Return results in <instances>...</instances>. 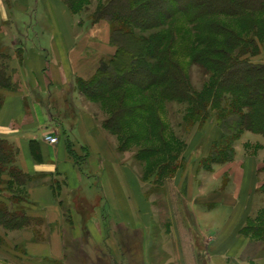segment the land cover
<instances>
[{"label":"crops","instance_id":"0c3cea01","mask_svg":"<svg viewBox=\"0 0 264 264\" xmlns=\"http://www.w3.org/2000/svg\"><path fill=\"white\" fill-rule=\"evenodd\" d=\"M15 6L21 14L32 13L34 17L31 16L24 27L27 36L23 63L13 59L10 64L17 73L20 89L9 93L0 108V137L11 139L17 145L19 167L26 175L36 178L29 185L27 216L44 220L49 229L42 231L44 240H36L30 230L22 231L14 245H22L24 251L13 257L16 262L13 264H101L100 261L108 264L94 254V248L106 245L116 255L120 248L124 251L130 237L134 236L140 237L147 253L155 220L153 204L132 167L118 162L113 143L99 125L98 115L93 109L83 110L87 107L83 104L92 108L95 104L83 103L84 99L77 96L79 81L92 79L101 62L117 53L111 43L110 23L104 20L77 23L62 0H16ZM16 23L13 25L21 39L25 32L23 34ZM19 44V41L12 42V54L18 52L13 47ZM67 93L69 98L64 97ZM56 95L59 100L53 99ZM45 96L50 100L48 104L43 99ZM54 100L62 103V122L53 118ZM55 123L58 127L61 123L68 125L64 135L70 136L73 153L79 159L84 156L80 165L75 163ZM203 134L200 139L196 138L198 147L193 146L191 152L202 146L201 152L205 154L208 145L220 142L222 137L221 130L214 124ZM49 135L57 137L58 143L47 141ZM203 138L205 140L198 144ZM260 159L258 155L243 156L238 152L234 161L217 165L213 173L216 181L229 176L227 188L211 191L204 185L207 200L215 207L205 213L208 231L198 228L205 246L206 264L247 263L242 260L243 255L253 242L242 229L252 218L259 189L264 185V164ZM58 181L63 185L61 195L52 186ZM92 181L99 182L103 206L96 199L88 201L96 206L92 217L86 221L88 235L85 236L83 220L68 204L73 201L74 193L89 190ZM68 198L72 200L67 201ZM180 232L171 226L162 232L165 238L156 239L159 263L180 264L183 234L184 250L192 256L193 235L196 234L189 229H184L182 235ZM130 246H126L128 250ZM258 260L255 264L264 262V258ZM187 264L201 263L195 258Z\"/></svg>","mask_w":264,"mask_h":264},{"label":"rangeland","instance_id":"374dc122","mask_svg":"<svg viewBox=\"0 0 264 264\" xmlns=\"http://www.w3.org/2000/svg\"><path fill=\"white\" fill-rule=\"evenodd\" d=\"M107 2L109 0H80V5H83L84 10L78 15H74L76 22H92V19L98 16L96 13ZM15 3L16 0H0V55H2L0 66L7 67L9 76L8 83L0 82V108L9 93L20 89V81L18 80L17 73L11 69L10 64L13 59L20 62V64L23 63V56L25 55L26 49L24 42L27 36L24 27L27 22L29 24L30 17H34L32 13L27 14V12H24L21 14L16 8ZM169 5L172 6V4ZM114 6H109L106 11L113 10ZM42 11L43 8L40 12L42 13ZM213 11L210 8L203 7L190 12V14H179L170 20L164 28L151 30L146 32V34L144 33L147 36L167 35L168 33L164 51L172 57L171 60L176 66L174 75L178 77L177 80H184V84L188 89L187 92L190 93V97L193 96V103L190 101L189 104V101H179L177 99H174L175 101H162L163 87L161 89L157 87L150 90L151 94H149L151 96L154 93L156 94V99L153 104L154 111L150 114L151 123H138L139 126H136L133 130L126 129L122 132H114L112 127H109L112 130L109 131L103 126H105V121L114 111L120 109V104H116L114 110H106L103 101L90 100L81 92L80 84L78 83L76 86L78 98L81 96L84 99L82 102L88 101L95 104L93 108L89 104H83L84 107L85 105L87 106L83 110L90 112L93 109L98 115L99 125L107 133L111 143H113L115 153L119 159L118 162L128 164L132 167L144 187L148 200L153 204L155 213L148 252L145 253L143 250V243L140 237L136 238L135 236L130 237L131 241L129 244H131V249H127L128 244L126 245L127 247L125 246L123 248L124 251L121 248L119 251L117 250L116 255L112 254L106 245L94 248V254L96 253L103 258L108 264H162L158 262L160 254L157 249V243L159 242L156 239L165 238L162 232L167 231L171 226L175 230H180L181 235L184 229H189L193 231V234H196L193 235L192 243L194 249L192 256L184 250L186 249L183 247L185 243L182 241L185 242V238L184 234L182 235V241H180L181 245L179 247V249H182L180 252V264H187V261L190 259L194 260L195 258L201 264L207 263L206 257L203 255L205 246L202 237L198 234V228L208 231V221H205L204 218L205 213L213 211L215 207L207 200L209 198H207V190L204 185H207V188H210L211 191H215L218 188L224 190L229 186L230 180L228 175L222 177L220 181H216L213 178V173L215 174L217 165L211 163L209 157L213 145L219 142L209 144L208 151L205 154L201 152L202 146L199 150H196V148V151L191 152V148L197 145L196 138L200 139L201 136H204L205 134L203 133L209 126L214 124L220 129L217 122L218 110H213L210 106L209 108H205V104L203 103L204 106L202 104L197 107L199 109L198 117L193 118V116L191 118L192 107L194 108L195 105L193 106V104H195V101H198L197 99L206 93V99H212V102L206 100V104L213 103L214 97H211L210 91L212 90H210V86L213 84L215 72L217 71L221 74L224 67L229 65V59H227L229 55L238 59L242 51L244 55H241V59H238L240 62L246 61L254 65L264 66V14L244 12L239 16H233L230 13L220 16L213 13ZM35 20H38L37 17H35ZM15 21H17L16 24L21 29V32L23 34L25 32V37L23 36L21 39L13 25ZM254 33L257 34V37L254 36L253 38L252 34ZM247 35L252 36L253 44L248 45L246 43L250 40ZM18 41L20 44L13 47L15 52L18 50L16 54H12L11 51L7 54L3 52L5 47L12 49V42ZM230 45H236L238 48L234 49ZM35 92L37 91L35 90ZM137 93L139 94L138 91ZM69 95L67 93L64 97L69 98ZM120 95L121 92H116L109 99L117 103L121 99ZM57 98L58 96L53 99ZM43 99L45 102L47 101V104L50 101L47 96L43 97ZM57 100H54L53 104L56 102V106L52 104L51 110L53 112V118L62 122V103ZM143 102L145 101L132 99L131 101H126L125 106L135 107L134 105ZM60 126L58 127L56 124L55 128L58 129L60 136L63 135L64 139V133H67L68 125L61 123ZM221 132L223 137V131L221 130ZM249 133L245 132L234 144L235 158L238 152L243 156L258 155L264 164V137L258 135L259 139L257 138V134ZM247 134L250 136H247ZM130 135L136 136L125 144L126 138ZM2 139L14 145L18 150L17 145L11 139ZM160 140L165 142L168 147L167 150H170V155L173 157V164L176 167L173 175H168L166 172H163L162 176L157 177V173L154 171L156 169L151 168L153 163H155L156 167L158 166L155 161L157 160L156 157L149 158V160L145 161L137 159V153L142 149H152L154 147L158 148L157 150L159 151L161 148ZM204 140L205 138L199 141L198 144ZM82 158L80 157L81 162ZM11 159L10 157V161ZM12 162L13 165L16 163L13 160ZM18 166L14 165L12 167L15 169ZM209 176L211 177L210 180L205 179V177ZM88 189L74 193L73 201H71V198L67 199V201H71L68 207L73 208V211L80 215L81 220L83 218L85 220L91 218V214L94 213L96 203H88L89 200L93 201L96 199L98 204L100 203L99 205L103 206V193L100 189L99 182L92 181V186ZM28 191L29 187L15 182L10 173L6 172L2 175L0 179V201L5 203L11 212L16 213L23 212L24 209L27 210ZM69 208L68 211L70 213ZM3 223L0 220V264H13L16 263L13 257L18 256L17 253L21 254L24 251L22 245L17 246L14 243L18 235L28 229H24L25 227L21 225L12 227V225H4ZM263 225L264 190L259 193V198L256 199L254 204V213L252 218L248 220L246 226L252 227L253 229L255 227L261 229ZM38 227L39 225L34 228L37 229ZM48 229L47 224H43L40 227L41 231H47ZM251 241L253 243H251L243 255L242 260L247 262L245 264H255V262L259 261L258 259L264 258V236L262 240L257 241L251 239ZM119 247H121V244H119ZM117 260L121 262H116ZM167 262H164V264Z\"/></svg>","mask_w":264,"mask_h":264},{"label":"trees","instance_id":"16d2710c","mask_svg":"<svg viewBox=\"0 0 264 264\" xmlns=\"http://www.w3.org/2000/svg\"><path fill=\"white\" fill-rule=\"evenodd\" d=\"M62 1L73 15H78L84 10L83 5H80V0ZM111 5L116 7L114 6L111 11H106ZM203 7L214 10L213 13L220 16L227 13L239 16L244 12L264 14V0H109L96 13L98 16L92 19L93 23L102 20L110 23L111 43L117 48V53L112 58L101 62L97 74L92 79L79 81V84L81 92L86 97L93 101H103L106 110H114L115 105L120 104V109L114 111L105 121L104 125L107 128L103 127L106 130L112 131L109 128L112 127L114 132H122L126 129L133 130L140 123L150 124V114L154 111L153 104L156 94L154 93L152 96L149 94H151L150 90L157 87L160 89L163 87L162 101L177 99L189 101V104L190 101L193 103V96L190 97V93L187 92L184 80H177L178 77L174 75L176 66L171 60L172 57L164 51L168 33L158 36L145 34L151 30L164 28L170 20L179 14H190V12ZM252 35L253 38L257 37L256 33ZM247 36L250 40L246 43L253 44L252 36ZM239 43L237 44L239 45ZM230 46L234 49L238 48L236 45ZM3 50L6 54L11 51L7 47ZM241 55H244L242 51L239 56L241 57ZM1 56L0 59H2ZM240 57L238 59H241ZM227 59H229V65L224 67L221 74L215 72L213 84L210 86L211 97H214L213 103L206 104V100H212L206 99L207 93L198 99L194 96L198 101H195L193 104L195 106L191 111V118L193 116V118H197L199 115L197 107L203 103L205 108L210 106L213 110H218L217 122L223 131V137L218 144L213 145L209 157L211 163L216 165L234 161V144L245 132L264 137V66L246 61L240 62L230 55ZM8 81L7 67L0 66V82L8 83ZM116 92H121V99L117 103L109 99ZM132 99L145 102L138 105L133 104L135 107L125 106V102ZM64 136L71 156L75 163L80 165V159L72 151L73 143L70 136L66 134ZM130 136L126 138L125 144L136 135ZM133 140L135 141V139ZM159 143L161 147H159V151L154 147L142 149L137 153V159L145 161L156 157L155 161L158 166L156 167L153 163L151 168L156 169L154 171H156L157 177L162 176L163 172L173 175L176 167L173 164L170 150H167L168 147L163 140H160ZM18 156L19 151L14 145L0 138V179L7 172L12 175L15 182L29 187L36 178L26 175L21 170L17 165ZM12 160L16 162L14 165L18 166L15 169L12 167L14 166ZM52 186L56 193L61 195L62 183L58 181ZM263 190L264 185L259 191L263 192ZM0 220L4 222V225H12V227L21 225L25 227L24 229H31L30 231L36 235V240L45 239V235L40 230V227L46 224L45 221L28 217L26 209L23 212L14 213L0 201ZM82 220L83 232L86 236L88 235L86 225L88 219L83 218ZM37 225L39 227L35 229L34 227ZM242 233L252 240H262L264 225L261 229L246 226L242 229ZM100 262L102 264V261Z\"/></svg>","mask_w":264,"mask_h":264},{"label":"built area","instance_id":"2783aa9c","mask_svg":"<svg viewBox=\"0 0 264 264\" xmlns=\"http://www.w3.org/2000/svg\"><path fill=\"white\" fill-rule=\"evenodd\" d=\"M47 141H49L51 144H57L59 140L57 137L49 135L47 136Z\"/></svg>","mask_w":264,"mask_h":264}]
</instances>
